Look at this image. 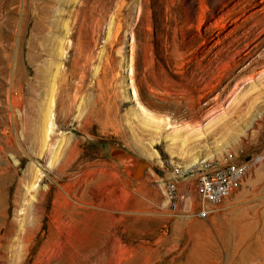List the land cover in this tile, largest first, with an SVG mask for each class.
Segmentation results:
<instances>
[{
    "label": "rangeland",
    "instance_id": "374dc122",
    "mask_svg": "<svg viewBox=\"0 0 264 264\" xmlns=\"http://www.w3.org/2000/svg\"><path fill=\"white\" fill-rule=\"evenodd\" d=\"M229 151L264 156V0H0V264H242L264 161L209 220L163 193Z\"/></svg>",
    "mask_w": 264,
    "mask_h": 264
},
{
    "label": "built area",
    "instance_id": "2783aa9c",
    "mask_svg": "<svg viewBox=\"0 0 264 264\" xmlns=\"http://www.w3.org/2000/svg\"><path fill=\"white\" fill-rule=\"evenodd\" d=\"M263 161V155L244 161L229 151L214 161L188 168L177 165L163 187L167 206L175 215L209 220Z\"/></svg>",
    "mask_w": 264,
    "mask_h": 264
},
{
    "label": "bare ground",
    "instance_id": "6f19581e",
    "mask_svg": "<svg viewBox=\"0 0 264 264\" xmlns=\"http://www.w3.org/2000/svg\"><path fill=\"white\" fill-rule=\"evenodd\" d=\"M67 163L68 162H66V164ZM63 169H65V167H63ZM258 211H257V213H258ZM253 212H255V211L253 210ZM258 214H255V215H257V217H259L260 215H258ZM250 219H252V220H255V219L258 220L259 218H256V217L255 218H249L247 215H245L241 219H239V227L241 229V233H240V236L241 237L237 241L236 246H237L239 252L241 251L240 254H242L241 256H239L240 262L242 264H264V250L263 249L260 251V253H257L256 254V255H258L257 257H255L256 255L255 256L254 255L252 256V255L249 254V252H247V240H248L247 238H251L249 236H250L251 232H253V228L254 229L256 228L255 225L259 221L258 220L256 222V220H255V222H252Z\"/></svg>",
    "mask_w": 264,
    "mask_h": 264
},
{
    "label": "water",
    "instance_id": "95a60500",
    "mask_svg": "<svg viewBox=\"0 0 264 264\" xmlns=\"http://www.w3.org/2000/svg\"><path fill=\"white\" fill-rule=\"evenodd\" d=\"M109 155L112 159L124 162L123 171L129 173L131 177L138 181L144 178L145 172L149 167L145 160L132 155L124 148L115 146H110Z\"/></svg>",
    "mask_w": 264,
    "mask_h": 264
}]
</instances>
